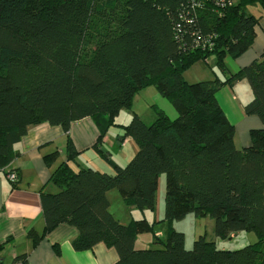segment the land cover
I'll use <instances>...</instances> for the list:
<instances>
[{
  "label": "trees",
  "instance_id": "obj_1",
  "mask_svg": "<svg viewBox=\"0 0 264 264\" xmlns=\"http://www.w3.org/2000/svg\"><path fill=\"white\" fill-rule=\"evenodd\" d=\"M264 0H0V168L15 157L13 146L30 125L48 123L65 133L71 122L91 118L101 150L103 136L133 97L153 87L175 118L151 105L154 119L132 112L119 125L136 152L109 173L72 168L78 151L67 135L65 160L51 172L54 192L39 193L43 233L60 223L77 229V250L98 243L113 248L114 264H264V128L249 131L238 148L235 128L215 93L245 79L251 98L243 106L264 124V50L230 72L225 59L245 52L257 34L260 15L248 13ZM215 58L214 78L188 82L184 72ZM58 152L43 157L47 166ZM13 172L15 181L17 173ZM165 176L162 218L150 221L155 191ZM116 190L127 208L142 215L120 222L109 210ZM192 213L214 221L221 239L253 232L256 240L236 249L218 248L205 234L186 249L184 233L172 225ZM167 232L155 231L163 224ZM152 233L157 248H136L138 234ZM28 236L36 241L34 230ZM26 264L24 257L16 258Z\"/></svg>",
  "mask_w": 264,
  "mask_h": 264
},
{
  "label": "crops",
  "instance_id": "obj_2",
  "mask_svg": "<svg viewBox=\"0 0 264 264\" xmlns=\"http://www.w3.org/2000/svg\"><path fill=\"white\" fill-rule=\"evenodd\" d=\"M262 50H264V13L261 14L257 34L252 45L238 57H227L225 59L230 72L234 73L247 66L258 58ZM215 74L222 79L224 78L219 71H216ZM194 79H199V76L195 74ZM248 86L245 79H240L234 81L231 85H223L215 93L219 106L235 128L234 143L238 148L245 147L249 144L250 129L264 128V124L261 123L258 117L255 115H246L243 111L244 104L251 98V91ZM240 92L244 95L239 94ZM153 94L154 101H151L150 105H154L164 111L169 118H175L176 113L169 102L158 94L155 89ZM132 109L133 111L128 113L130 116H132V112L140 116L133 107ZM149 110L150 112L152 111V113H148V118L151 122L154 119L153 108ZM141 119L143 120L142 117ZM116 123L117 125L113 126H117L119 130H115L113 144H117V147L120 149H125L133 140L130 137H125L124 139L118 138V135L122 133L119 125H123L124 123H121L118 116ZM108 130L103 136L100 146L102 150L107 151L106 158L102 157L101 150L93 146L98 136V129L94 121L89 117L71 122L67 133L60 126L50 125L45 122L30 125L25 135L14 144L15 157L7 166L0 168V264H11L16 258L20 257L26 259V264L115 263L117 259L115 250L105 246L103 243H98L91 249L75 250L71 242L77 235V229L72 225L60 223L46 233H43L44 222L41 216L39 198L42 187H44L45 191L49 192L56 190L54 185L49 183L48 180L56 166L65 160L67 135L79 152L75 161L69 162L72 168H75V162H79L86 155V152H91L89 155L92 156V167L97 170L112 173L115 165L111 168L108 163L109 157L111 156ZM136 149L135 146H130L125 157L130 156L128 158L124 157L126 160L121 157L116 164L122 165L124 160L128 161L136 152ZM54 151L58 152V158L51 166H47L43 157ZM85 162L88 161L85 160L83 163ZM9 170H14L17 173L18 178L14 184L12 181H9L7 174ZM112 192L113 190L107 192L109 210L120 222H129L133 213L135 214L139 210L128 208V216L124 217V219L125 221L129 220L124 222L111 210L110 196L114 199L117 198ZM146 213H149L150 216H147ZM146 213L144 214L150 221L160 219L157 218L155 210ZM139 214L140 217L142 213L139 212ZM30 230H34L38 236L34 242L28 236Z\"/></svg>",
  "mask_w": 264,
  "mask_h": 264
},
{
  "label": "rangeland",
  "instance_id": "obj_3",
  "mask_svg": "<svg viewBox=\"0 0 264 264\" xmlns=\"http://www.w3.org/2000/svg\"><path fill=\"white\" fill-rule=\"evenodd\" d=\"M246 11L248 13H253L254 15H260L261 9L258 5L255 7L248 6L246 8ZM213 70L216 71L215 66V58L213 55H210L207 57L206 60L198 61L195 64H193L190 68H188L184 72V79L188 82H195L197 80H206L214 78ZM195 74L199 76V79H194ZM246 81V80H245ZM247 82V81H246ZM249 87V86H248ZM145 89V88H144ZM154 91L153 87H148V89L141 90L133 97L132 101V107L140 114V116L143 118L145 122H150V119L148 118V113L150 112L149 109H152L150 106L151 101H154L152 95ZM239 94L244 95L242 92ZM158 95V94H156ZM130 108H123L119 111L118 117L119 120H121V123H128L131 120V116L128 114L130 111H133V109ZM117 118V117H116ZM116 121V119H115ZM115 130H119V128L116 126H110L109 127V149L111 150V156L109 157V167H113V165H116V162L123 157V159L128 158L125 157V154L129 151L130 146L136 147V144L134 141L131 142V144H128L127 147L124 149H120L117 147V144H113V141L115 139ZM122 132V130H121ZM250 139V136H249ZM108 146V145H107ZM137 148V147H136ZM91 152H86L79 162H75V168L84 166V167H92L91 165V158L92 156L89 155ZM98 154V153H97ZM99 155V154H98ZM125 157V158H124ZM102 158V157H101ZM122 159V160H123ZM130 159V158H129ZM88 161L83 163L84 161ZM126 160V159H125ZM123 161L122 166L126 164L127 161ZM93 168V167H92ZM164 185H165V176L164 174H160L158 177V186L155 191V212L157 213V218H162L163 216V205H164ZM116 195V199L112 198L110 196V202H111V210L114 212L116 216H118L121 220L125 221L124 217L128 216V208L123 204L121 201L120 195L116 190H113V192ZM119 195V196H118ZM123 211V212H122ZM147 216H150L149 213H146ZM130 215V214H129ZM139 212L133 213L134 218L139 217ZM172 226L178 230L184 233L185 237V247L186 249H190L192 247V241L198 237V235L205 234V238L208 241H215V244H217L218 248L224 247L228 249H236L243 247L247 244L254 243L256 240L255 234L253 232H237L235 235H232L230 238L221 239L218 238L214 234V221L209 216L207 217H198L195 216L192 213L187 214L185 217H183L180 220H175L172 222ZM166 226L163 225H156L155 231L159 232V234H162V239L165 237L167 232ZM161 232V233H160ZM159 245L153 243V236L152 233H142L138 234L135 242L136 248H157Z\"/></svg>",
  "mask_w": 264,
  "mask_h": 264
},
{
  "label": "built area",
  "instance_id": "obj_4",
  "mask_svg": "<svg viewBox=\"0 0 264 264\" xmlns=\"http://www.w3.org/2000/svg\"><path fill=\"white\" fill-rule=\"evenodd\" d=\"M221 1V0H220ZM8 178H9V180L10 181H13V180H15V174L13 173V172H10L9 174H8ZM11 264H24L21 260H17V259H15Z\"/></svg>",
  "mask_w": 264,
  "mask_h": 264
},
{
  "label": "water",
  "instance_id": "obj_5",
  "mask_svg": "<svg viewBox=\"0 0 264 264\" xmlns=\"http://www.w3.org/2000/svg\"><path fill=\"white\" fill-rule=\"evenodd\" d=\"M112 166H114V165L112 164Z\"/></svg>",
  "mask_w": 264,
  "mask_h": 264
},
{
  "label": "bare ground",
  "instance_id": "obj_6",
  "mask_svg": "<svg viewBox=\"0 0 264 264\" xmlns=\"http://www.w3.org/2000/svg\"><path fill=\"white\" fill-rule=\"evenodd\" d=\"M10 181V180H9ZM15 181V180H14Z\"/></svg>",
  "mask_w": 264,
  "mask_h": 264
}]
</instances>
